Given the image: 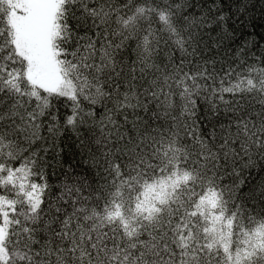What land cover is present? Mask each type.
<instances>
[{
	"label": "snow or ice",
	"instance_id": "snow-or-ice-1",
	"mask_svg": "<svg viewBox=\"0 0 264 264\" xmlns=\"http://www.w3.org/2000/svg\"><path fill=\"white\" fill-rule=\"evenodd\" d=\"M0 264H264V0H0Z\"/></svg>",
	"mask_w": 264,
	"mask_h": 264
}]
</instances>
